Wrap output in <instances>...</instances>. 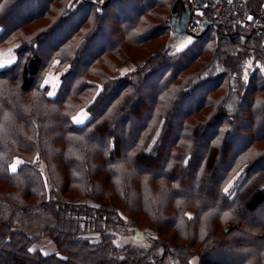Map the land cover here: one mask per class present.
<instances>
[{"label": "trees", "instance_id": "trees-1", "mask_svg": "<svg viewBox=\"0 0 264 264\" xmlns=\"http://www.w3.org/2000/svg\"><path fill=\"white\" fill-rule=\"evenodd\" d=\"M105 1L0 0V49L16 44L0 69V264H264V31L226 24L175 51L180 0ZM157 39L116 75L112 56ZM130 227L150 246L118 243ZM45 236L58 254L30 251Z\"/></svg>", "mask_w": 264, "mask_h": 264}, {"label": "rangeland", "instance_id": "rangeland-1", "mask_svg": "<svg viewBox=\"0 0 264 264\" xmlns=\"http://www.w3.org/2000/svg\"><path fill=\"white\" fill-rule=\"evenodd\" d=\"M179 5H181V4L179 3ZM49 22H50L49 20H45V19L40 20V21H38L32 25H29L27 27L26 32L31 33L34 30L39 29V27L41 28L42 26L47 25ZM170 37H171L172 41H170L169 45L175 51H182L183 49H185L187 46H189L191 44L188 41L189 36L186 37L185 39L181 40V41L178 39L177 36H175L173 34H171ZM163 44H164V39L153 40V41L148 42L146 45L143 46V49H145V50H143L142 52L141 51H135V50H133V49H135L134 47L127 45L124 49L129 50L128 51L129 53H127V54L124 53L122 56H117V55L112 56L113 60L117 64L116 65L117 68L115 70L116 75H124V74L132 71L135 67V64L133 62H135L137 60H144V59L148 58L149 54L153 50L158 49ZM15 47H16V44L13 46L4 47V48L0 49V65H3V67H0V69L5 68V67L14 63V61L16 59V56L14 54V48ZM137 49L139 50L140 48H137ZM197 68H198V66H193L192 70H196ZM253 69L254 68L252 67L251 63H246L244 65V69H243L244 76L246 77L247 75H249V73L251 71H253ZM60 75H61L60 73L55 74L53 71H50V73L48 74V76L46 78L45 83H46V85L49 86L50 91L53 93L52 96H55L57 94V91H58V88L60 85L59 84ZM89 118H90L89 113L86 110H82L74 118V120L75 119H84L85 123H86L89 120ZM41 166H42V169H44V170L46 169L44 163H42ZM75 197L78 198V200L83 202V203L85 202V203H89L92 205H97V203L95 201H91V200L83 197V195H81L77 192H75ZM38 227H39V225H37V227L32 226L33 229H36ZM152 234H154V232L150 231V230L140 231L136 228L130 227L128 232H126L125 234H122L120 239L118 238L117 242L118 243H127V244L132 245V246L146 247L147 248L151 244L150 237L152 236ZM45 239H49V238H45ZM45 239H43V240H45ZM41 242H42V240L39 241L38 243H36L34 246H31V251L32 252L41 251L42 254H44V255L58 254V250L57 249L54 250L55 246H49L48 248L41 250L38 246V245H40L39 243H41ZM196 263H197V259L194 260V264H196Z\"/></svg>", "mask_w": 264, "mask_h": 264}, {"label": "built area", "instance_id": "built-area-1", "mask_svg": "<svg viewBox=\"0 0 264 264\" xmlns=\"http://www.w3.org/2000/svg\"><path fill=\"white\" fill-rule=\"evenodd\" d=\"M199 0H180V4L186 5L191 11V20L188 24L187 30L191 36H197L201 34L202 30L197 28L193 30L194 24H200L203 26L204 21L209 22H221L224 24L232 25L237 27V30L245 32L261 30L264 31V18H257L252 16L249 12V5L247 0H207L204 4L207 7H197ZM197 12H202L203 15H197ZM252 19L249 20L248 17ZM172 16L167 17L165 26H172Z\"/></svg>", "mask_w": 264, "mask_h": 264}, {"label": "water", "instance_id": "water-1", "mask_svg": "<svg viewBox=\"0 0 264 264\" xmlns=\"http://www.w3.org/2000/svg\"><path fill=\"white\" fill-rule=\"evenodd\" d=\"M110 1L112 0H106L103 4V7L107 6L110 3ZM206 1L207 0H199L197 7H202ZM171 16L173 18L172 26H171L172 34L177 36L179 40H183L186 37L190 36V33L187 30L188 24L190 23L191 20L190 8L183 4L179 5V2L177 1L173 6ZM223 26L224 24L221 22L204 21L201 34L192 37H194V39H200L206 35V33L209 31L210 28H213L216 31H220V29ZM234 31L236 34L246 37V35L239 33L236 26H234Z\"/></svg>", "mask_w": 264, "mask_h": 264}, {"label": "snow or ice", "instance_id": "snow-or-ice-1", "mask_svg": "<svg viewBox=\"0 0 264 264\" xmlns=\"http://www.w3.org/2000/svg\"><path fill=\"white\" fill-rule=\"evenodd\" d=\"M228 2L231 3V0H228ZM203 6H204V7H207L208 5H207V4H204ZM197 15L202 16L203 13H202V12H197ZM248 19L251 20L252 17L249 16ZM197 28H199V29L202 30V29H203V26L200 25V24H194V25H193V30H195V29H197ZM188 41H189V43L194 42V37L189 36V37H188ZM0 67H3V65H0ZM52 95H53V93H52L51 91H49V92H48V96L51 97ZM74 122H75L77 125H82V124L85 123V120H84V119H75ZM113 147H114V145H113ZM17 163H19V161H18ZM11 170H12L13 172L16 171V164L12 165V169H11ZM224 191H225V193H228V192H229V189L226 188V189H224ZM30 251H31V250H30Z\"/></svg>", "mask_w": 264, "mask_h": 264}, {"label": "crops", "instance_id": "crops-1", "mask_svg": "<svg viewBox=\"0 0 264 264\" xmlns=\"http://www.w3.org/2000/svg\"><path fill=\"white\" fill-rule=\"evenodd\" d=\"M247 2H248V0H247ZM248 5H249V3H248ZM181 41V40H180ZM19 161V163H17ZM14 164H16V171L18 170V168L20 167V165H21V160L19 159V158H16L15 160H14V162L12 163V165H14ZM12 165H11V169H12ZM12 171V170H11ZM15 171V172H16ZM13 172V171H12ZM45 238H49V239H45ZM43 239H45V240H43ZM41 240H42V242L41 243H39L40 245H38L39 246V248L41 249V250H44V249H46V248H48L49 246H55V249L54 250H56L57 249V245H56V243L52 240V238H50L49 236H45V237H43V238H41ZM40 239L38 240V241H36V242H34L33 244H32V246H34L36 243H38L39 241H41ZM52 241V242H51ZM30 249H31V247H30ZM41 252V251H40ZM42 253V252H41Z\"/></svg>", "mask_w": 264, "mask_h": 264}]
</instances>
